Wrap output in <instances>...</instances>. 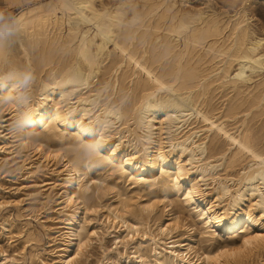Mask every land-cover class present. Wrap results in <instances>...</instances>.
<instances>
[{
	"label": "bare ground",
	"instance_id": "6f19581e",
	"mask_svg": "<svg viewBox=\"0 0 264 264\" xmlns=\"http://www.w3.org/2000/svg\"><path fill=\"white\" fill-rule=\"evenodd\" d=\"M185 1H35L0 21V264L93 247L92 264H264L256 0Z\"/></svg>",
	"mask_w": 264,
	"mask_h": 264
},
{
	"label": "rangeland",
	"instance_id": "374dc122",
	"mask_svg": "<svg viewBox=\"0 0 264 264\" xmlns=\"http://www.w3.org/2000/svg\"><path fill=\"white\" fill-rule=\"evenodd\" d=\"M35 1H45V0H0V21L1 22L7 21V18L10 17L12 13L18 12L20 8H23L27 4L33 3ZM103 1L106 2V0ZM115 1L116 0H107L106 3L111 4ZM208 3L210 4L211 7L209 6ZM239 6H240V0H189V1H185L184 4V8H186L187 10H192V9H193L192 11H196L197 9H204V10L206 9V10H215V11L222 10L228 13L230 12L233 13V11L237 9ZM247 9H248V15H250V17L252 16L250 22L253 28H255V30L260 33H264V0H256L255 2H252L249 6H247ZM35 160L36 159H34L33 157L32 161L35 162ZM158 173L159 171L157 172V174ZM50 177L51 176L47 172V170H43V172L37 174L35 180L41 182L42 180H48ZM34 190L41 192L44 191L42 190V188H34ZM50 205L51 206L55 205V203H51ZM46 214L48 215L49 213ZM36 228L39 231V237H40L39 239L41 240L40 244L42 245L46 244L48 240L46 232L39 226H37ZM4 242L5 240L2 239L1 243ZM92 252H93V256L91 257V261L89 264H92L94 262V258L98 254L95 247H93Z\"/></svg>",
	"mask_w": 264,
	"mask_h": 264
}]
</instances>
